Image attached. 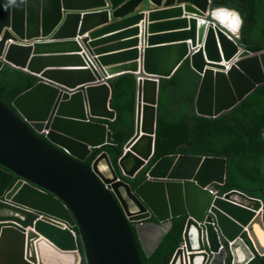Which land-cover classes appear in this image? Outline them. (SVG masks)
Here are the masks:
<instances>
[{
	"label": "water",
	"instance_id": "1",
	"mask_svg": "<svg viewBox=\"0 0 264 264\" xmlns=\"http://www.w3.org/2000/svg\"><path fill=\"white\" fill-rule=\"evenodd\" d=\"M241 27L211 0H0V71L39 78L13 110L0 100V264H82L78 238L86 264H143L141 229L162 225L151 256L182 216L170 264H264V192L225 191V156L164 155L133 190L102 151L117 140L97 120L116 118L109 81L134 73V132L117 157L135 178L155 153L160 80L186 60L201 75V116L264 85V49L248 50Z\"/></svg>",
	"mask_w": 264,
	"mask_h": 264
},
{
	"label": "trees",
	"instance_id": "2",
	"mask_svg": "<svg viewBox=\"0 0 264 264\" xmlns=\"http://www.w3.org/2000/svg\"><path fill=\"white\" fill-rule=\"evenodd\" d=\"M213 8L237 11L242 18L239 40L248 45V50L264 49V0H211ZM38 76L16 67L5 66L0 71V100L9 109L12 100L31 88ZM201 75L186 60L175 73L160 80L158 122L155 153L149 163L133 179L122 175L118 167V154L123 143L134 132L137 77L124 72L109 81L110 107L116 118L102 120L113 132L117 144L105 147L119 177L129 183L133 190L147 179L148 170L162 156L182 153L195 155L225 156L227 178L222 187L225 191L240 189L249 195L261 197L264 192V85L251 93L243 102L226 114L218 117L198 115L195 98ZM117 153V154H116ZM86 161L85 164H88ZM155 221L154 218L151 219ZM187 216L173 220L158 247L148 256L141 247L143 264H170L183 242ZM134 235L139 234L132 226ZM82 264H86L84 248L78 238ZM251 264H258L253 261Z\"/></svg>",
	"mask_w": 264,
	"mask_h": 264
},
{
	"label": "bare ground",
	"instance_id": "3",
	"mask_svg": "<svg viewBox=\"0 0 264 264\" xmlns=\"http://www.w3.org/2000/svg\"><path fill=\"white\" fill-rule=\"evenodd\" d=\"M89 3H91V1H88ZM88 3V4H89ZM50 4V2H47V5ZM48 8V6H47ZM217 19L220 22H223V24H225L226 26H228L231 30L236 31L239 28V18L234 15L233 13H228V12H220L217 16ZM52 23V18L51 21H48V24L50 25ZM258 234L262 240V242L264 243V234L262 233V231L258 230Z\"/></svg>",
	"mask_w": 264,
	"mask_h": 264
},
{
	"label": "flooded vegetation",
	"instance_id": "4",
	"mask_svg": "<svg viewBox=\"0 0 264 264\" xmlns=\"http://www.w3.org/2000/svg\"><path fill=\"white\" fill-rule=\"evenodd\" d=\"M159 227H162V225H160ZM159 227L154 226L153 224L150 225H146L144 227L143 230V234L146 238V241L148 243V247H152L153 244L155 243L157 237H158V233H159ZM151 235V237H150Z\"/></svg>",
	"mask_w": 264,
	"mask_h": 264
},
{
	"label": "crops",
	"instance_id": "5",
	"mask_svg": "<svg viewBox=\"0 0 264 264\" xmlns=\"http://www.w3.org/2000/svg\"><path fill=\"white\" fill-rule=\"evenodd\" d=\"M187 43L190 44V41H187ZM172 44H176V43H172ZM138 48L141 49V46L138 47ZM97 120L102 121V120H106V119H97ZM159 228H160V229H159L158 237H157L155 243L153 244V246L156 244V242H157V240H158V238H159V235H160V233H161V231H162V227H159ZM143 230H144V229H141L140 234H141V237H142V243H143V245H144L143 248L145 249V251H147V250H150L153 246H152V247H148V243H147L146 238H145V236H144V234H143ZM150 237H151V235H150Z\"/></svg>",
	"mask_w": 264,
	"mask_h": 264
},
{
	"label": "clouds",
	"instance_id": "6",
	"mask_svg": "<svg viewBox=\"0 0 264 264\" xmlns=\"http://www.w3.org/2000/svg\"><path fill=\"white\" fill-rule=\"evenodd\" d=\"M139 225H144V224L141 222V223H139Z\"/></svg>",
	"mask_w": 264,
	"mask_h": 264
},
{
	"label": "built area",
	"instance_id": "7",
	"mask_svg": "<svg viewBox=\"0 0 264 264\" xmlns=\"http://www.w3.org/2000/svg\"><path fill=\"white\" fill-rule=\"evenodd\" d=\"M54 222H56V221H54Z\"/></svg>",
	"mask_w": 264,
	"mask_h": 264
}]
</instances>
